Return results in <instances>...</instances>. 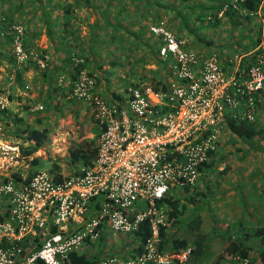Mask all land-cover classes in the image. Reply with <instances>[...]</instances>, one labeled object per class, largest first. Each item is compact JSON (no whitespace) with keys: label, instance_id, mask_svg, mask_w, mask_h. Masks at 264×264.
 <instances>
[{"label":"built area","instance_id":"built-area-1","mask_svg":"<svg viewBox=\"0 0 264 264\" xmlns=\"http://www.w3.org/2000/svg\"><path fill=\"white\" fill-rule=\"evenodd\" d=\"M262 8L264 0L248 14L262 21ZM2 32L12 35L10 80L28 59L38 69L46 66V52L24 48L21 24H8ZM148 32L156 55L167 61L159 83L128 85L119 100H106L86 68L74 72L70 96L89 107L98 129L89 166L60 178L46 169L32 171V157L0 122V264H69L70 253L95 256L90 247L99 237L108 231L131 234L142 221L149 234L131 251L134 256L98 257L92 264L188 263L189 247L159 251L166 209L158 201L197 185L226 117L255 120L253 93L264 84V30L251 63H242V52L221 60L186 48L161 20L149 24ZM5 104L0 95V109Z\"/></svg>","mask_w":264,"mask_h":264},{"label":"rangeland","instance_id":"rangeland-1","mask_svg":"<svg viewBox=\"0 0 264 264\" xmlns=\"http://www.w3.org/2000/svg\"><path fill=\"white\" fill-rule=\"evenodd\" d=\"M165 1L168 4L171 3L170 5H173L174 9H167L166 12H163L165 14L160 17V20L165 25L168 24V27L173 32L177 31L176 33L180 36V39H184L186 43H189V41L194 40L193 37L196 35L204 37L211 42V49L208 50L193 48V46L187 47L199 52V54H206L210 50L217 53L221 52L219 59L222 60L228 54L239 53V48L233 49V41L239 37L240 39L245 37L251 30L249 28H252L250 24L245 23L242 26H234V28L230 29V25L221 23L215 30H212L208 27H199V21L197 22L196 20L188 21L186 26L181 28L179 27L178 19L171 17L173 11L176 8H180L181 0ZM200 1L203 5L210 3L207 0ZM15 4L16 0H9L4 5L0 3V20L1 16L9 13ZM160 10L162 11L155 5H151L146 9V19H141L139 11L134 18L127 17L121 23L124 30V24H127L126 20L129 21L128 32L119 35L120 30H111L109 32V27L104 24L95 27L92 31L89 30L88 24L92 21V16H96V14L94 11L91 13L89 8H76L75 11L78 13H74L80 14V16L77 17L79 19L76 20L74 27L77 25L79 29L75 28L78 36L74 39L75 45L72 51L74 54L72 56L78 54L81 57L83 55L88 57V64L85 68L90 69L97 77L95 82L100 95H105L109 91L114 90H119V93L123 95L127 84L130 82H150L155 72L156 77H164L165 70L153 58V55L154 57L156 56L153 54L155 53L156 42L148 32V25L152 23V14H157ZM190 27L194 28L190 30ZM130 33H137L138 37L133 39L130 37ZM190 44L194 45V42L193 44L190 42ZM90 45H92V48L88 53L86 47ZM148 47L153 50L151 55L148 53ZM46 53L48 54V52ZM90 56L92 62L89 61ZM0 77L1 79L6 77L4 65L2 64H0ZM59 79L57 78L56 81ZM61 79L66 83H62L66 87L69 83L68 79ZM3 80L4 82H0L7 89L10 80L8 79L9 81L7 82H5V79ZM27 84V97H31L32 93L35 94V97H44L45 88L38 84L34 76ZM4 90H0V93ZM7 92H10V90H7ZM3 93V95L7 94L6 92ZM59 98H50L49 102L52 107L50 106L49 108L45 106L44 102L39 100H33V104H30L29 107H35L32 112H29V117L27 116L26 118V120L31 122L30 127L37 130L45 127L46 132L41 146L30 156L38 159V163L32 165V169H46L51 172L54 166H57L54 173L69 175L74 167L69 161V149H75L88 141H92L90 143L94 146L95 139L92 138V134L96 131L97 126L92 119L89 107L85 103L75 100L70 95L67 98ZM16 105L15 100L11 104H7L6 107L8 108L5 110V115L8 110L15 111ZM19 105L22 106L21 103ZM37 105H41L42 108L37 109ZM255 119L257 120H255L257 125H261L264 128V107L256 109ZM0 122L2 128L5 127L4 122ZM3 130L6 136L18 139L11 135L9 132L11 129L3 128ZM211 158L213 165L210 168V172H205V169L201 172L195 188L188 191L177 189L176 193H173V197L178 200V206L183 204V209H181L176 223L172 224L166 219L165 237H176L183 233L185 237L191 239L190 231L186 226L197 215L201 219L199 221V229H208L212 226L216 230L218 224H225L236 219L238 214L229 212L232 209L237 211L239 209L242 211H246V208L250 209L249 217L252 220L257 223L264 220V140L256 137L242 140L222 129L218 146ZM225 165L227 168L225 172H222ZM244 178L247 180L246 188H243L244 183L241 182ZM196 189L198 192H195ZM227 208L228 212L224 211ZM131 242L132 237L129 234L120 235L108 231L90 247V251L98 257L112 256L117 259H127L133 249Z\"/></svg>","mask_w":264,"mask_h":264},{"label":"trees","instance_id":"trees-1","mask_svg":"<svg viewBox=\"0 0 264 264\" xmlns=\"http://www.w3.org/2000/svg\"><path fill=\"white\" fill-rule=\"evenodd\" d=\"M26 1V2H24ZM210 3L208 5H203L200 0H181L180 8H176L173 11L172 18H177L179 21V27L184 28L188 21L191 20L199 21V27L202 28L208 27L212 30H215L217 26L221 23L230 25V29L234 28V26H242L243 24H250L253 28H249L250 32L245 37H240L233 41V49L239 48L241 52L247 51L250 47H255L259 41L260 31L263 27L264 30V8L261 9V17L262 21L259 18L251 16L248 14L249 11H255L261 2V0H236L235 7L232 6L231 0H207ZM9 0H0V3L4 5ZM171 4V3H170ZM166 3L165 0H16V4L7 14H3L0 20V30L4 29L8 24L17 23L21 24L23 29L22 42L25 49H37L43 52L45 50L40 47H36L32 40L39 32L40 25L38 26L37 22L34 21V18L37 16L39 21L45 23V27L47 28V36H49V26L47 24H52L50 20L51 16L55 19L57 16V20L60 21V24L57 28L59 34L61 35L62 42L66 44L69 43V39L65 40V34L72 35L74 32V26L76 24V18L74 17L75 8L82 6L85 9L89 8L90 11H95L98 16H100L99 20L95 21V27L99 25H106L112 31H119V35H122L128 32V26L124 24V30L122 21L127 19V17H135L138 14L141 16V19H146V9L151 5H155V7L162 9V11L157 14H152V23L160 21V17L164 16L167 9H174L173 5ZM8 6V5H7ZM130 9V10H128ZM195 9V13H194ZM220 13V15H218ZM127 14V15H126ZM75 18V19H74ZM129 23L126 20V23ZM36 26V27H35ZM169 26L168 24L166 25ZM170 29V27H168ZM192 28L194 27H190ZM37 30V31H36ZM171 30V29H170ZM172 31V30H171ZM173 32V31H172ZM177 32V31H176ZM173 32L174 35L179 38L178 34ZM133 39L137 38V33H130ZM53 37V36H50ZM49 38V37H48ZM112 38V37H111ZM114 38V37H113ZM11 34H6L5 32L0 33V64L4 65V72L6 74L5 82L10 79L7 77L10 73V70L15 66V59L11 53ZM194 40L189 41V43L185 44V47H192L198 49H211V42L199 36H194ZM93 41V39H92ZM190 42L194 45H191ZM92 45H90V48ZM233 51L232 48H230ZM239 51V52H240ZM153 50L148 47V53L151 55L152 53L156 55V49ZM214 53L217 58L221 56V52L209 51ZM74 53L71 52L67 55L68 61V69L69 72L67 74V79L69 81L66 88L69 89L70 95V86L74 79V72L79 67H86L88 64V57L86 55L75 54L73 57L81 59V62L78 65H74L70 60L71 56ZM153 58L156 60V63L160 65V67L165 70L166 69V60L160 59L157 55ZM142 59V58H141ZM254 60V54H251L247 57L242 58V63L248 62L251 63ZM31 68L33 70H37V66L31 60H27L25 63L21 64L19 68H16L14 71V79L13 83H16L20 88L23 87L24 81L22 79L23 73ZM264 69V68H263ZM88 73L96 80L97 77L95 74L89 69H86ZM39 71V70H37ZM156 72L152 75L150 79V83L154 81L155 83H159V78L155 76ZM57 76L58 73L55 72L53 68H46L41 73H39V79L41 80V86L45 88L44 94H46L47 100L43 101L46 107H52L50 105V98L53 97L52 93L58 90L57 85ZM1 79L0 81L4 82ZM9 79V80H8ZM0 82V90H3L5 85H2ZM96 83V82H95ZM144 82H130L128 85L136 86ZM40 84V83H39ZM10 84L7 86L9 89ZM64 87V85H62ZM126 86V87H127ZM155 86V85H154ZM63 87H60L59 91H62ZM125 87V89H126ZM96 89V88H95ZM10 90V89H9ZM97 91V89H96ZM97 93H99L97 91ZM64 94V93H63ZM65 96V95H63ZM253 100L256 109L264 107V84L254 91ZM55 107V106H54ZM256 120V119H255ZM239 121L232 117H226L223 122L222 129H225L231 135L240 138L242 140H247L250 138H258L264 140V128L261 125H257L256 121ZM0 121L4 122V129L7 127H11L14 125V129L11 130L13 132V136L22 138L23 140L28 141V145L22 147V152L24 154L31 155L38 147L41 146L42 141L45 138V127H42L41 130H37L35 128H27L22 131H16L19 129V119L16 115L9 113L8 115L4 113L3 110H0ZM7 131V130H6ZM98 134V129L92 134V138H96ZM92 141H88L84 145H79L75 149H69V161L73 167L72 172H76L80 166H89L91 161L95 156V148L91 145ZM216 151L209 152V158L206 163L200 168L201 172L205 169V172H210V168L212 164L211 156ZM38 159L36 157L31 158V163L36 165ZM55 168L51 170V173H54ZM227 166L225 165V172ZM71 172V173H72ZM221 172V171H220ZM55 177L60 178L61 176L58 173H54ZM196 186L191 188L184 187V191H188L189 189H193ZM195 192H198L196 189ZM176 197L167 196L162 200L158 201L165 209H166V219L169 220L172 224L178 221V216L181 213V209H183V204L178 206V200ZM193 200V199H192ZM166 221V223H167ZM199 217L198 215L190 221V223L186 226L190 231L191 239L184 236V234H180L176 237H165V226H161L159 229L160 236V244L158 246L159 251H167V250H182L186 247L190 248V254L188 258V263L192 258L194 259L198 255H200L202 249L204 248L205 243H203L204 233L199 230ZM149 234L148 224L146 221L140 222L137 231L129 234L132 237L133 249L131 251H135L141 248L142 243L145 238ZM251 235V236H249ZM230 235L226 236V242L223 246L222 251L218 254L217 259H215L214 264H218L221 260L220 264H264V220L261 222H256V226L252 228L250 231H243L235 229L234 232ZM250 237V240L248 238ZM101 239V237H99ZM252 254H250V252ZM134 256V253H130L129 257ZM98 258L97 255H91L87 257L85 253L80 252H72L69 254V264H92L94 260ZM35 264H43L41 260H37ZM153 264V263H147ZM173 264V263H171Z\"/></svg>","mask_w":264,"mask_h":264},{"label":"crops","instance_id":"crops-1","mask_svg":"<svg viewBox=\"0 0 264 264\" xmlns=\"http://www.w3.org/2000/svg\"><path fill=\"white\" fill-rule=\"evenodd\" d=\"M79 7L82 9V6H79ZM75 10H76V8H75ZM75 10H74V12H77ZM92 12L93 11H91V13ZM77 13H74L75 18L80 16V14L77 15ZM94 13L96 14L95 11H94ZM55 17L57 18V16H55ZM92 17H93L92 21H90V23L88 24V27L90 28L89 30H91V31L95 28V26H94L95 21L100 19V16H98L97 14H96V16L94 15ZM51 18H54V17L51 16ZM51 18H50V20L52 21V24H49V23L47 24V26H49V31H50L49 36L46 35L48 33L47 32L48 30L45 27V23L39 21L37 16L34 18V21L37 22L38 26L40 25V29H38L39 32L33 38L32 43L36 47H41L43 50L48 52L49 60H48V63L46 64L45 67L55 69V72L58 73L57 78H60V79L63 78L64 79L67 77V74L69 72L68 61H67L66 57L69 53H71L74 50V45H75L74 39L76 38V36H78L77 29H79V27L77 25H76V27H74V32L72 35H69V34L67 35V33L65 34V37H66L65 40L69 39V43L66 44L65 43L66 41L64 43L62 42L61 35L59 34V31L57 30V28L60 24V21H58L56 18L54 20ZM78 19L79 18H77L76 20H78ZM126 26H128V22H127ZM75 28H77V29H75ZM109 32H111L110 29H109ZM50 36H53V37H50ZM87 37H88V35H87ZM85 46H87V45H85ZM86 48H87V51L89 53V50H91L90 46H88ZM155 48H156V44H155ZM252 49H253V47H250L247 49V51H244L242 53L247 54V56H249V55L253 54L251 52ZM249 52H251V53H249ZM89 61L92 62L91 56L89 57ZM45 67L42 69L37 68V70H39V71L33 70L29 67L22 75V79L24 81L22 88H20L19 86L16 85V83H13L12 80H10V86H9L10 92H7V90H9L8 87H7V89H5L6 87H4L5 90L3 89L4 90L3 92L7 93V94H5L6 104H5L4 108L0 109V110H3L5 113L6 108H8V107H6L7 104H11L13 102V100L16 101L17 105L15 106V111L8 110L9 113L16 115V117H18V119H19V124H18L19 129L16 131H22L24 129H27L28 127L32 128V127H30L31 122L26 120V118H27L29 112H32L35 108L34 106L29 107L31 103L33 104V100H35V101L39 100L42 102L47 100L46 94H44V97H43L44 99L42 97H35V94H33V93L30 95L31 97H27V95H26V94H28V92L26 91L27 85H28L27 82L29 80H31L32 77L34 76V78H36L38 84L39 83L41 84V80L38 77H39V73H41L45 70ZM60 79L58 80L59 82L57 81L58 90H56L52 93L53 97H51V98L57 99L58 97H60V98L61 97L62 98L63 97H66V98L69 97V92H68L69 89H67L65 86L64 87L62 86L63 85L62 83L64 81L62 79L61 80ZM60 87H63L62 91H59ZM95 88H96V85H95ZM109 90H111V89H109ZM3 92H1L0 95H3L4 94ZM63 95H65V96H63ZM123 95H124V93H123ZM123 95L121 93H119V90L118 91L114 90V91H109V93H107L105 95H101V96H103V98H105L106 100H114L115 101V100H119ZM12 96H15V97H12ZM19 103H21L22 106L19 105ZM6 129L13 130L14 125L11 127H7ZM9 132L11 133V135L14 134L11 131H9ZM17 138L18 139H12V138L11 139L20 141V143L23 145L22 147H24L28 143V141L23 140L22 138H19V137H17ZM32 165L33 164L31 163V159H30L29 160V168L32 169ZM32 171H34V170L32 169ZM246 181L247 180L245 178L241 180V182L244 183L243 188H246V186H247ZM249 210L250 209H247V208H246V211H242L240 209L237 211L236 209H232V211H229V212H231V213L233 212L235 214H238L236 219L228 221L225 224H223V223L221 225L218 224V227H216V230L214 229V227H212L210 225H208V226H210L209 228H211V227L212 228L211 229L208 228L209 230L205 229V228L199 229L200 231H202L204 233L203 243H205V245H204V248L202 249L200 255H198L194 259L192 258V260H190L189 264H214L215 259H217L218 254L222 251L223 246L225 245L227 235L231 234V237H233L232 233L234 232L235 229H237V230L241 229L243 231H250L252 228H254L256 226V221L252 220L249 217L250 213H251V211H249ZM224 211L228 212V208L225 209ZM212 229H214V230L212 231ZM249 236H251V235H249ZM248 240L251 241L250 237L248 238ZM252 252L253 251H251L250 254H252ZM220 263H221V260L218 262V264H220Z\"/></svg>","mask_w":264,"mask_h":264}]
</instances>
